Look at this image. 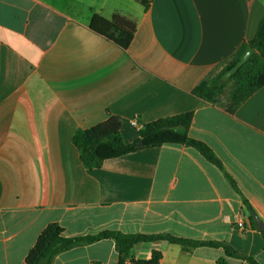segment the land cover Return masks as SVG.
Wrapping results in <instances>:
<instances>
[{
    "label": "crops",
    "instance_id": "obj_1",
    "mask_svg": "<svg viewBox=\"0 0 264 264\" xmlns=\"http://www.w3.org/2000/svg\"><path fill=\"white\" fill-rule=\"evenodd\" d=\"M147 1L0 0V264H24L50 223L66 237L113 230L218 241L264 264L244 203L264 223V86L232 114L227 97L210 104L192 93L253 38L264 0ZM95 14L135 23L126 50L90 30ZM189 111L188 135L212 149L238 191L190 147L143 148L86 170L71 142L76 130L117 116L132 143L142 125ZM153 250L160 264L224 256L165 241L131 254L147 259ZM52 264H118V254L102 239Z\"/></svg>",
    "mask_w": 264,
    "mask_h": 264
},
{
    "label": "trees",
    "instance_id": "obj_2",
    "mask_svg": "<svg viewBox=\"0 0 264 264\" xmlns=\"http://www.w3.org/2000/svg\"><path fill=\"white\" fill-rule=\"evenodd\" d=\"M147 8V0H138ZM92 32L102 36L119 48L126 50L136 31L135 23L121 15H113L105 19L93 15L89 22ZM251 46L254 53L234 75L226 82H221V76L230 70L240 59L247 46ZM264 86V17L258 23L255 35L246 43L241 44L236 53L223 66L200 81L192 93L204 102L215 104L220 97H227L225 110L234 113L250 96ZM193 119V112L161 118L138 128L137 139L132 143H125L121 136V120L117 116H109L106 120L85 130H76L71 142L78 151L80 162L86 170L98 169L106 160L116 159L140 149L158 148L165 144H175L196 150L207 162L218 167L224 174L230 186L238 191L235 181L223 169L212 149L204 142L193 139L188 130ZM185 129L184 133H177L172 128ZM141 142L143 147H138ZM247 209L252 210L248 202L244 201ZM254 211V210H253ZM252 228H255L250 217ZM264 240V230L259 231ZM102 239L114 242L118 254V264H160L162 255L159 251H151L147 259H134L132 249L141 243L165 241L180 246L184 251L199 247L220 248L224 256L217 260V264H228L226 258H235L246 264H259L253 257L240 254L232 247L218 241H200L174 237L169 234H124L118 231L105 230L93 235L66 237L63 229L56 223L48 224L38 235L34 245L26 254L24 264H52L56 255L72 248L94 243Z\"/></svg>",
    "mask_w": 264,
    "mask_h": 264
},
{
    "label": "water",
    "instance_id": "obj_3",
    "mask_svg": "<svg viewBox=\"0 0 264 264\" xmlns=\"http://www.w3.org/2000/svg\"><path fill=\"white\" fill-rule=\"evenodd\" d=\"M254 53V50L251 46H247L244 50V52L242 53L239 61L228 71H226L220 78V81L226 82L232 75L235 74V72L243 65L245 64L250 57L252 56V54ZM173 131L177 132V133H184L185 129L183 128H178V127H174L172 128ZM138 147H143V144L141 142L137 143ZM250 215H251V219L253 221V224L255 226V228L258 231H262L264 230V223L262 222V220L259 218V216L253 211L250 210Z\"/></svg>",
    "mask_w": 264,
    "mask_h": 264
},
{
    "label": "built area",
    "instance_id": "obj_4",
    "mask_svg": "<svg viewBox=\"0 0 264 264\" xmlns=\"http://www.w3.org/2000/svg\"><path fill=\"white\" fill-rule=\"evenodd\" d=\"M132 125H134L133 122H132ZM236 226L238 227V229H242V227H243L242 221L240 220V221L236 222Z\"/></svg>",
    "mask_w": 264,
    "mask_h": 264
}]
</instances>
